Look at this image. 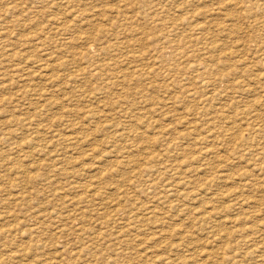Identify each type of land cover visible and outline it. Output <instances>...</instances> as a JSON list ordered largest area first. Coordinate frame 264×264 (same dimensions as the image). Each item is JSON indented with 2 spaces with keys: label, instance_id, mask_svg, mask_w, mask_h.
<instances>
[{
  "label": "rangeland",
  "instance_id": "obj_1",
  "mask_svg": "<svg viewBox=\"0 0 264 264\" xmlns=\"http://www.w3.org/2000/svg\"><path fill=\"white\" fill-rule=\"evenodd\" d=\"M252 263L264 0H0V264Z\"/></svg>",
  "mask_w": 264,
  "mask_h": 264
},
{
  "label": "bare ground",
  "instance_id": "obj_2",
  "mask_svg": "<svg viewBox=\"0 0 264 264\" xmlns=\"http://www.w3.org/2000/svg\"><path fill=\"white\" fill-rule=\"evenodd\" d=\"M103 33V32H102ZM116 45H117V43H116ZM177 48V47H176ZM109 69V68H108ZM234 171V170H233ZM224 173V172H223ZM220 176V175H219ZM224 176H225V173H224ZM244 178H242L241 180H243ZM218 180V179H217ZM216 181V180H215ZM214 183V182H213ZM176 184V183H175ZM247 185H249V183H245V186H247ZM251 186V185H250ZM246 188V187H245ZM245 191V190H244ZM247 191V190H246ZM248 192V191H247ZM237 194V193H236ZM234 195V194H233ZM239 195V194H238ZM235 197V196H234ZM238 198H239V196H238ZM245 200V199H244ZM241 202H243V201H241ZM209 204V203H208ZM241 204V203H240ZM246 204V203H245ZM244 204V205H245ZM212 210V209H211ZM203 212V211H202ZM205 212H208V210H206L205 209V211L203 212V213H205ZM210 214V213H209ZM207 215L206 216V219H208V218H211L212 217V215L210 214V215ZM245 215V214H244ZM246 218H244L245 220L247 219V216H245ZM249 218V217H248ZM245 225V224H244ZM252 228V227H251ZM175 232V231H174ZM181 233V232H180ZM227 242V241H226ZM231 248V247H230ZM230 250V249H229ZM207 259V258H206ZM253 264V263H252Z\"/></svg>",
  "mask_w": 264,
  "mask_h": 264
}]
</instances>
